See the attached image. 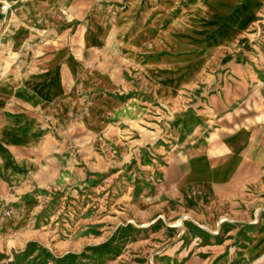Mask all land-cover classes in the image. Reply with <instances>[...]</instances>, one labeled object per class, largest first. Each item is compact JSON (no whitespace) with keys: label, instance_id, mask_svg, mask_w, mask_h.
<instances>
[{"label":"rangeland","instance_id":"374dc122","mask_svg":"<svg viewBox=\"0 0 264 264\" xmlns=\"http://www.w3.org/2000/svg\"><path fill=\"white\" fill-rule=\"evenodd\" d=\"M24 1L0 0L1 19ZM164 1H170L168 22L190 2ZM208 1L229 14V38L215 59L228 69L219 75L207 70L190 84L179 83L177 75H169L165 87L128 82L108 91L121 96L120 108L103 110L90 126L72 121L45 133L41 145L28 150L40 165L0 197V264H219L250 240L253 229L240 221L253 218L247 200L253 192L264 194L262 183L232 181L207 200L187 181V160L203 147L218 162L225 157L219 148L224 136L264 131V0H246L234 11L239 0ZM83 10L55 0L62 20L79 19ZM18 25L15 18L7 21L8 29ZM39 28L19 30L12 49L5 31L0 34V81L24 75L25 65L47 47L56 54L69 46L56 27L55 40ZM215 44L213 35L203 37L207 49ZM93 62L113 81L122 79L127 65L113 42L96 49ZM209 184L199 182L200 191L209 195ZM259 237L247 257L261 247Z\"/></svg>","mask_w":264,"mask_h":264},{"label":"crops","instance_id":"0c3cea01","mask_svg":"<svg viewBox=\"0 0 264 264\" xmlns=\"http://www.w3.org/2000/svg\"><path fill=\"white\" fill-rule=\"evenodd\" d=\"M3 2L12 4L15 0ZM24 2L13 5L4 19L0 15V34L5 31L10 49L13 39L22 32L19 30L30 25L40 27L53 40L56 27L69 46L56 54L54 46L47 47L31 66L25 65L24 75L0 81V197L26 181L28 173L40 165L36 156H29L28 150L38 148L45 133L53 134L55 128L72 121L90 126L103 110L120 108L124 104L117 105L121 96L108 94V91L125 88L128 82L130 86L143 83L149 88L165 87L169 85V75H177L179 83L190 84L198 81L207 70H217L219 75L220 70L228 69V63L215 59L224 53V42L229 38L225 33L229 14L208 0L184 3L177 19L170 22L167 20L170 1L165 3L164 0H114L113 4L107 0H71V4L79 3L85 8L81 18L73 17L71 22L55 14V0ZM242 2L246 0L236 2L232 11ZM197 4L200 7H196ZM11 18L20 21L17 29H8L7 21ZM205 35H213L216 41L208 49L203 45ZM110 42L127 62L120 81H113L93 62L95 50ZM194 67L197 72L190 74ZM219 148L225 157L218 162L210 158L203 147L188 155L187 181L196 188L198 195L210 200L215 198L216 187L248 177L261 182L264 188L262 129H237L224 136ZM201 181L210 183L209 195L200 191L198 183ZM253 193L246 205L253 218L240 222L254 232L250 240L242 241L238 253L223 255L219 264H264V216L259 217L264 215V194ZM257 206V210L253 208ZM258 236L257 244L261 247L247 257L246 250L256 246ZM227 241L230 240L220 245L223 251L229 246ZM217 251L211 261L223 252Z\"/></svg>","mask_w":264,"mask_h":264}]
</instances>
